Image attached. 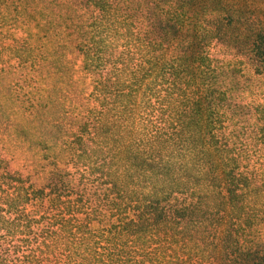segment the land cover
Listing matches in <instances>:
<instances>
[{"label":"trees","instance_id":"trees-1","mask_svg":"<svg viewBox=\"0 0 264 264\" xmlns=\"http://www.w3.org/2000/svg\"><path fill=\"white\" fill-rule=\"evenodd\" d=\"M36 1L0 30L100 79L48 189L0 170V264H264V97L234 86L264 79V0Z\"/></svg>","mask_w":264,"mask_h":264},{"label":"rangeland","instance_id":"rangeland-1","mask_svg":"<svg viewBox=\"0 0 264 264\" xmlns=\"http://www.w3.org/2000/svg\"><path fill=\"white\" fill-rule=\"evenodd\" d=\"M48 0L36 1L35 7ZM58 10L61 2L54 1ZM28 38V40H26ZM14 40L15 42H13ZM48 25L29 33L0 30V159L1 171L16 176L25 188L48 189V180L57 167L65 168L64 143L77 130L100 75L86 65L73 47L65 56H55V69L48 65ZM214 55L230 60L232 51L219 44ZM245 77L234 83L244 98H253L264 79L257 80L249 67ZM257 80V83H256ZM259 86V87H258ZM48 192V191H47ZM256 237L264 239V228ZM258 238L256 240H258Z\"/></svg>","mask_w":264,"mask_h":264}]
</instances>
